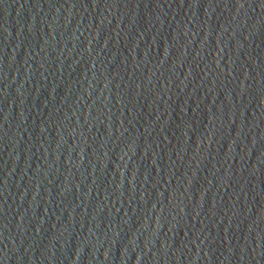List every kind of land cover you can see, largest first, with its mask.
I'll list each match as a JSON object with an SVG mask.
<instances>
[{
	"label": "water",
	"instance_id": "1",
	"mask_svg": "<svg viewBox=\"0 0 264 264\" xmlns=\"http://www.w3.org/2000/svg\"><path fill=\"white\" fill-rule=\"evenodd\" d=\"M0 264H264V0H0Z\"/></svg>",
	"mask_w": 264,
	"mask_h": 264
}]
</instances>
